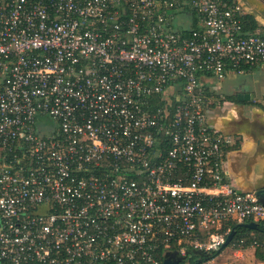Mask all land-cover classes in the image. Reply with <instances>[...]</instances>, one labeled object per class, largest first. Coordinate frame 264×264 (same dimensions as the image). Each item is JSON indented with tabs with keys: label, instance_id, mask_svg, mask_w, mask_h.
I'll list each match as a JSON object with an SVG mask.
<instances>
[{
	"label": "built area",
	"instance_id": "2783aa9c",
	"mask_svg": "<svg viewBox=\"0 0 264 264\" xmlns=\"http://www.w3.org/2000/svg\"><path fill=\"white\" fill-rule=\"evenodd\" d=\"M246 15L237 0H0V264H164L220 251L234 224L264 232L208 116L227 76L264 64Z\"/></svg>",
	"mask_w": 264,
	"mask_h": 264
},
{
	"label": "crops",
	"instance_id": "0c3cea01",
	"mask_svg": "<svg viewBox=\"0 0 264 264\" xmlns=\"http://www.w3.org/2000/svg\"><path fill=\"white\" fill-rule=\"evenodd\" d=\"M258 1L264 7V0ZM257 19L260 29L264 31V14L260 13ZM261 65L251 71L248 70L246 73L254 72ZM221 89L222 87L217 90V93L220 96L227 97V99L218 102V105L214 106L213 112L211 109L212 103L208 109V116L212 124L216 125L223 134L232 137L238 145L237 148L231 151L228 160V168L233 177L234 188L238 191L253 192L259 187L257 186L258 182L264 180V177L259 178L258 176L264 168V124L261 123V117L264 115L259 114L262 109L259 111L255 107L256 105L252 104V102L254 103L252 101L253 95L247 93L250 90L228 96L223 94ZM213 92L215 90L212 91V94ZM239 96L246 97V100L241 99ZM225 109L228 110L227 114L220 115L218 113L220 110ZM248 165H251V167H248Z\"/></svg>",
	"mask_w": 264,
	"mask_h": 264
},
{
	"label": "rangeland",
	"instance_id": "374dc122",
	"mask_svg": "<svg viewBox=\"0 0 264 264\" xmlns=\"http://www.w3.org/2000/svg\"><path fill=\"white\" fill-rule=\"evenodd\" d=\"M221 87L222 93L228 96L236 95L237 93L244 90H250L247 93L253 95L252 101H254V103L252 102V104L256 105L255 107L259 111L262 109L259 114L262 113L264 115V64H262L252 73L237 75L233 74L227 76L226 79L221 82ZM211 97V104L213 103L211 106L212 112L214 106L218 105V102L220 103L223 100L226 101L227 99L225 96H220L217 93V90L211 94ZM218 113L220 115L227 114L228 110H220ZM263 120L264 116L261 117V123L264 124ZM44 125L50 126L51 124L48 121H45ZM248 167H251V165H248ZM258 176L259 178L264 177V168L261 170ZM232 246L233 243H231V245L226 250H224L213 260V264H262L261 261L256 257L255 249L253 247L248 249H238Z\"/></svg>",
	"mask_w": 264,
	"mask_h": 264
},
{
	"label": "trees",
	"instance_id": "16d2710c",
	"mask_svg": "<svg viewBox=\"0 0 264 264\" xmlns=\"http://www.w3.org/2000/svg\"><path fill=\"white\" fill-rule=\"evenodd\" d=\"M244 28L245 31L252 34H260L264 35V31L260 29V26L258 25L257 21L254 19V17L246 15L244 18ZM248 69H244L243 73H246ZM264 111V110H263ZM237 144L234 147L237 148ZM257 186H263L264 188V180H260L258 182ZM233 230L235 231L236 235L233 240V246L235 248L240 249L239 242L241 240H244V247L243 249L251 248L256 241L262 242L264 241V232L262 227L256 231H250L246 229L245 227H241L240 224H234L232 226ZM253 234V236H252ZM205 235L204 233L202 234ZM255 255L262 263H264V252L260 249H256ZM217 256H219L218 252H212V253H205L198 250H188L186 257H179L178 259L181 260V264H198V263H204L208 261L214 260ZM175 259V257H173ZM172 259V260H173ZM165 260L162 259V262L164 263Z\"/></svg>",
	"mask_w": 264,
	"mask_h": 264
},
{
	"label": "water",
	"instance_id": "95a60500",
	"mask_svg": "<svg viewBox=\"0 0 264 264\" xmlns=\"http://www.w3.org/2000/svg\"><path fill=\"white\" fill-rule=\"evenodd\" d=\"M237 1L243 7V9L246 11V13L249 16L254 17V19L256 21L258 20L257 18H258L260 13L264 14V7L262 6V4L258 0H237ZM257 23H258V21H257ZM256 191H257V195L260 197L262 202H264V196H263L264 188L257 187ZM240 226L245 227L246 229H248L250 231H256L259 229V226L255 223L241 224ZM235 235H236V233H235V231H233L228 236L226 243L222 246L221 250L218 251L219 255L231 245ZM178 258H179L178 256H175V259H173V260H165L164 264H180L181 260Z\"/></svg>",
	"mask_w": 264,
	"mask_h": 264
},
{
	"label": "flooded vegetation",
	"instance_id": "af4514ba",
	"mask_svg": "<svg viewBox=\"0 0 264 264\" xmlns=\"http://www.w3.org/2000/svg\"><path fill=\"white\" fill-rule=\"evenodd\" d=\"M241 99H243V100H246V97H241V96H239ZM249 98V97H248ZM263 186H260L259 188H262Z\"/></svg>",
	"mask_w": 264,
	"mask_h": 264
}]
</instances>
